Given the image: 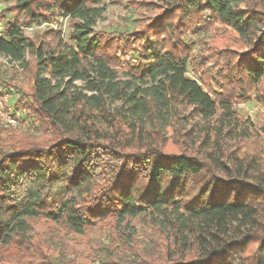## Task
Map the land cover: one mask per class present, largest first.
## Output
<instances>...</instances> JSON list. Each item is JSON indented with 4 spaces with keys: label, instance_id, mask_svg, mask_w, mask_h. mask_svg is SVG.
Masks as SVG:
<instances>
[{
    "label": "trees",
    "instance_id": "1",
    "mask_svg": "<svg viewBox=\"0 0 264 264\" xmlns=\"http://www.w3.org/2000/svg\"><path fill=\"white\" fill-rule=\"evenodd\" d=\"M104 1L15 0L5 10L13 20L0 56L28 74L21 105L39 133L0 128V264H13L2 256L11 247L48 256L35 220L80 237L101 264H264V141L235 108L264 103V0H164L158 17L118 37L95 31ZM58 19L69 20L68 38L25 35ZM216 26L245 49L205 44L192 79L185 37ZM132 221L158 234L134 261ZM100 222L116 225L112 245L88 244ZM58 254L52 264H75Z\"/></svg>",
    "mask_w": 264,
    "mask_h": 264
},
{
    "label": "rangeland",
    "instance_id": "2",
    "mask_svg": "<svg viewBox=\"0 0 264 264\" xmlns=\"http://www.w3.org/2000/svg\"><path fill=\"white\" fill-rule=\"evenodd\" d=\"M14 2L15 0H0V36L4 33L5 24L13 20V15L5 10L11 8ZM166 4L164 0H106L100 5L104 9V13L102 18L98 20L95 31L118 37L120 32L124 30L133 31L134 29H142L150 20L161 14L163 11L161 8H164ZM69 23L67 19H58V23L32 24L25 28L24 32L34 42L40 41L49 29L61 30L64 37L68 38L70 33ZM224 30L223 27L216 26L213 29L197 30L186 35L185 42L191 47V56L187 69L190 78L198 79L192 70L191 62L193 59L201 56L205 44H213L219 50L226 47L240 51L245 49V46L238 42L229 30H225V33ZM218 37L222 38L218 39ZM125 58L130 59L131 56L127 55ZM27 62L32 67L35 58L27 56ZM77 84L81 85L80 82ZM29 86L28 74L23 73L20 64L12 62L8 57L0 56V103H2L4 111L17 114L20 120V128L22 129L6 128L1 123L0 128L10 130L16 134H35L37 132L30 123L31 117L26 116L28 113L21 105V103L25 102L23 95L29 91ZM235 108L240 116L248 118L252 122L254 128L259 131L264 141V103L251 99L246 103L235 104ZM24 126H27V129H24ZM249 144L251 145L252 142H249ZM30 226L32 230L31 234L37 244L42 247L51 245L43 253V257L48 256L45 258L34 257L27 260L15 247H11L7 251H2V256L5 260L13 264H52L49 261V257L51 255L58 256L59 250H62L66 261H73L75 264H101L97 258L95 260L92 258L86 259V255L88 254L83 249V245H81L83 240L80 237H63V232L60 231V228L43 220L32 221ZM115 226L112 222H100L92 226L90 228V237H87L88 244L92 246L112 245ZM125 229L124 232L129 237L125 250L127 255L130 256L131 261L135 260V257H132L133 252H139L142 248L149 249L151 242L158 240V234L155 230H147L145 226L139 224L137 221L130 222L129 226ZM71 243L76 247L77 253L72 252Z\"/></svg>",
    "mask_w": 264,
    "mask_h": 264
},
{
    "label": "built area",
    "instance_id": "3",
    "mask_svg": "<svg viewBox=\"0 0 264 264\" xmlns=\"http://www.w3.org/2000/svg\"><path fill=\"white\" fill-rule=\"evenodd\" d=\"M1 9V6H0ZM17 114L9 113L3 110L2 103H0V123L6 128H20V122ZM22 129V128H20ZM24 129H27V126H24ZM30 129V126H29ZM31 130V129H30Z\"/></svg>",
    "mask_w": 264,
    "mask_h": 264
}]
</instances>
